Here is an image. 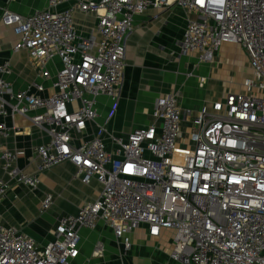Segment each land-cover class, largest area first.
<instances>
[{
	"label": "built area",
	"instance_id": "1",
	"mask_svg": "<svg viewBox=\"0 0 264 264\" xmlns=\"http://www.w3.org/2000/svg\"><path fill=\"white\" fill-rule=\"evenodd\" d=\"M66 4L70 8L60 11ZM173 7L189 16L178 43L181 56L196 54L211 64L225 44L241 46L252 76L243 93L196 114H183L176 93L159 98L151 125L115 135L108 125L119 109L134 19L151 8ZM76 12L96 16L90 33L75 30ZM0 21L18 37L13 51H26L52 83L46 97L31 92L45 91L38 82L17 90L13 67L0 64V118L24 119L48 136L36 149L35 173L14 166L24 151L0 145L3 169L34 190L42 174L69 162L84 185L96 180L103 187L76 215L59 219L54 240L44 247L0 223V264H72L81 232L100 224L125 255L131 235L144 226L151 238L174 234L176 264H264V0H49L46 9L27 16L5 8ZM184 120L194 127V150L178 155ZM9 133L0 123L1 137ZM9 189L0 180V203ZM53 205L48 194L41 210ZM102 252L98 245L95 255Z\"/></svg>",
	"mask_w": 264,
	"mask_h": 264
},
{
	"label": "crops",
	"instance_id": "2",
	"mask_svg": "<svg viewBox=\"0 0 264 264\" xmlns=\"http://www.w3.org/2000/svg\"><path fill=\"white\" fill-rule=\"evenodd\" d=\"M49 0H0V13L9 8L27 16L44 10ZM66 4L60 11L69 9ZM188 14L179 8L149 9L134 19V31L127 41L126 70L121 89L119 109L109 123L111 133L127 136L133 130L145 129L153 123L152 112L155 102L166 95L176 93L183 114L191 110L196 114L204 105L223 101L227 95L243 93V83L252 76L248 57L241 46L225 44L215 56L213 63L201 62L199 56H181L178 43L183 38ZM95 15H74L75 30L86 35L96 26ZM18 37L0 21V64L9 62L13 67L10 77L15 89H28L35 83L45 87L38 96L52 94L51 81L41 76V68L29 57L26 51L13 50ZM54 73V64H49ZM244 70V72L241 71ZM245 69L247 71H245ZM240 71V72H239ZM106 111L104 110V113ZM10 133L8 138L0 135V145L10 151H24L25 156L14 166L25 174L36 172L38 157L36 149L48 141V136L30 125L24 119L0 118ZM190 121L182 123V137L178 145L185 143L187 154L194 150L195 138L185 136L184 128ZM22 128L17 135L13 128ZM183 152V153H184ZM76 168L69 162L63 163L40 176L39 186L32 190L12 181L0 161V180L10 183L5 199L0 203V223L13 227L33 239L39 247L54 240L58 221L66 215H76L87 202L97 199L102 185L94 180L84 185L76 177ZM54 197L53 207L46 212L41 203L46 195ZM174 234L165 231L159 238H151L147 227H141L131 235L132 249L125 255L120 241L104 224L95 230L81 232L79 258L72 264H176L171 259ZM98 245L103 252L97 256Z\"/></svg>",
	"mask_w": 264,
	"mask_h": 264
},
{
	"label": "rangeland",
	"instance_id": "3",
	"mask_svg": "<svg viewBox=\"0 0 264 264\" xmlns=\"http://www.w3.org/2000/svg\"><path fill=\"white\" fill-rule=\"evenodd\" d=\"M241 71L244 72L243 69H241ZM245 71H247V70L245 69ZM193 131H194V127L191 123H189V125L187 124V130H186V128H184L185 136L188 134H193ZM188 146H191V145H187L185 143H182L180 146H178V152H177L178 155H182L183 152L189 148Z\"/></svg>",
	"mask_w": 264,
	"mask_h": 264
}]
</instances>
